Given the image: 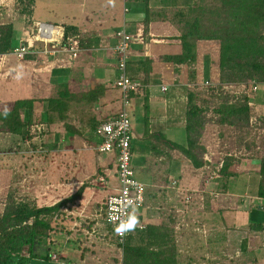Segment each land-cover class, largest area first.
<instances>
[{
    "label": "trees",
    "instance_id": "obj_1",
    "mask_svg": "<svg viewBox=\"0 0 264 264\" xmlns=\"http://www.w3.org/2000/svg\"><path fill=\"white\" fill-rule=\"evenodd\" d=\"M197 1L202 5H195V0H192L187 7L165 9L161 7L156 10L151 7L150 0H127L129 13H134V9H137L136 12L143 13L140 23L144 27L145 43L149 42L150 27L156 21L169 22L177 29L178 34L174 37L180 43L182 53L163 56L162 62L175 65L177 72L183 69L188 82L185 88L187 95L186 144L180 146L170 143L166 146L159 136L155 138L154 133L152 141H156L157 144L152 143L150 149L155 151L156 155L161 151L162 153L168 150L178 151L183 159H188L195 169L202 170L208 164L204 156L208 152V141L212 136L228 138V133H235L230 139L232 140L231 147L234 146L235 150L219 152L220 162L217 166L211 164L210 175L207 177H213L220 182L218 189H221L223 193H228L231 180L238 178L242 161L246 159L258 161L260 164L258 197L264 200V113L256 111L249 95L236 91L234 87L227 88L232 85H245L243 90H246L255 81L264 83V0ZM33 5L32 0H17L15 10L20 14L30 15L34 11ZM169 11H171V21L167 16ZM122 30L125 29L120 28L116 34ZM126 33L132 35L127 30ZM64 35V40L70 37L77 38L81 50L87 48L88 45V48L99 45L98 40L87 43L88 38H82L83 33L77 26L64 25ZM16 39L15 25L12 23L0 25V54L9 53L14 48ZM133 39L136 37L131 38L130 47ZM214 41L220 44L219 83L216 86H201L198 83L200 73L197 66L198 48L200 44ZM130 54L129 48L126 75L139 84L137 90L128 92V100L132 103L136 97L146 92L147 86L151 83L155 60L147 56L131 59ZM118 70L120 77L119 67ZM208 73L206 71L205 74L208 75ZM117 88L121 90L123 104V108L117 114L119 115L126 104V92L120 87ZM106 91V87L94 86L75 92L70 90L69 85L63 84L57 86L56 94L47 101L46 99L17 101L12 105L9 116L1 118L0 132L10 133L21 137L24 141H30L29 147L34 151H37L38 146L33 140L35 137L39 139L41 147L48 148L44 137L50 135L53 125L62 123L70 128L72 133L90 132L98 123L96 109L99 105L102 106L101 99ZM145 95L146 110L149 105L146 102L148 95L146 93ZM41 105V110H38ZM147 115L145 116L146 127L150 118ZM70 116L73 117L71 120L77 118L82 121L80 122L83 127L82 131H77L69 121L67 122ZM37 126L43 129L37 131ZM131 133L133 135L132 128ZM46 148H44L45 151H47ZM215 153L218 154V151L216 150ZM131 154L133 163L134 136L131 141ZM215 175L218 176L214 177ZM135 176L137 178L136 172ZM137 180L139 181L138 178ZM1 182L4 183L5 201L0 213V264H52L51 257L55 250L51 249L49 241H52V236L60 231L57 227L60 221L69 226L63 222L66 216L63 208H70L80 201L86 185L56 205L46 206L35 197L36 200L31 195L29 196V193L20 185L8 187L6 178L4 182L1 179ZM191 195L193 200L191 204H187L189 212L197 202V194L192 193ZM258 210L261 211L260 208ZM261 214L262 217H257L245 229L247 236L241 245V256L233 259L225 258L220 262L207 256H202L203 260L194 256L185 259L178 243L177 215L171 213L167 223L147 225L144 230L135 228L131 230L122 246L121 264H192L193 262L195 264L202 262L242 264L245 258L251 257L248 255L250 243L257 251L253 253L258 255L254 257L255 260L260 261L264 255V251L260 252L264 250V209ZM202 228L208 230L203 225ZM107 229L106 231L114 242L116 240L119 243L115 231L108 224ZM69 236L67 244H83V238L77 237L74 240L72 232ZM256 241L258 245L254 244ZM40 246H44L42 252L38 251ZM61 247L62 245L59 248ZM101 249L103 250L102 258L98 248H86V252L90 251V256L94 260L96 258L97 261L102 260L101 264H119L120 260L117 259L116 251L113 253ZM41 260H44V263Z\"/></svg>",
    "mask_w": 264,
    "mask_h": 264
},
{
    "label": "crops",
    "instance_id": "obj_2",
    "mask_svg": "<svg viewBox=\"0 0 264 264\" xmlns=\"http://www.w3.org/2000/svg\"><path fill=\"white\" fill-rule=\"evenodd\" d=\"M32 1L34 2V0ZM126 1L127 0L122 1L123 9L121 13L122 19L119 18L120 25L116 26L112 31L111 28H108L109 24H111V26L115 25V23H112L111 20L109 22H103V24L107 27H103L100 25L94 26L92 23L84 21H80L81 23L76 25L72 24L74 18L73 14L67 12L69 14L67 20L63 19L62 21L56 23H49L45 21L43 22L34 18V11L30 15L20 14V12L16 11L15 7L17 0H0V25L7 23H12L13 25H15L17 39L15 41V45H13L14 48L20 46L21 43L25 41L27 35L35 31V26L38 22L53 25L67 24L77 26L81 29L83 37L88 38L87 43L91 42L92 40H98V46L93 45L92 47L88 48V45L87 48H82V53H80V55L76 59L72 58L71 55L66 53H55L49 51V49L45 47L43 43H38L33 49L32 53L27 55L22 60H19L15 56L10 54V52L14 49L13 48L9 53H4L6 54L4 63L0 64V122L1 118L9 116L11 107L15 102L29 99H46L47 101L49 98L53 97L56 94L57 86H61L63 84L69 85L70 90H73L75 92L83 91L84 89H89L94 86H103L107 88V91L104 92V96L101 99L102 101L100 104H102V106L99 105L96 109L98 123L95 126L94 130H91L90 132L86 131L83 134H80L79 132L72 133L70 128H67L62 123H59L56 126L53 125L50 135L44 137L45 142L50 144V146L48 145V152L50 153V149H52V151H57V154H55V157H53L52 165L46 168L44 167V165H42V168L39 170L42 158H39L40 162H38L37 160L35 161L36 163H39V165L37 163L38 178H40L44 182H49L46 183V185H49L53 188V192H50L48 196L39 198L42 199L47 205H54L70 197L71 195L76 193L83 185H86V189L83 193L82 199L76 202L75 205H73L74 207L72 206V208L77 209L76 212L72 211L71 215H74L75 217V219L72 221V224H81L80 221L93 218V220L97 219V222L94 225L97 229L98 224L104 222V225H99L100 230H94V226L92 228V231L86 229V235H88V238L90 235H94L97 232L101 231L102 225L103 230L105 226L107 227L104 218L99 217L98 214L100 211V204L112 194L108 193L107 195H105V197H101L102 194L104 195V193H100L97 188L105 187L107 183L109 184L111 182V180H116L119 183L116 173V156L105 155L111 157V160L115 162L113 165L114 167H112L111 164H108V166L106 165L105 168L101 166L97 167V175L95 177H92L93 174L88 175V169L86 166H84V168L81 170L76 166L73 167L72 164L73 162H75L74 157L75 153H77V150L82 149L88 152L90 149L94 148L91 142V138L93 136L97 138V145H99L98 143H100V140L95 135V129L104 120L112 118V116L108 115H105V117H103V112L106 113L105 110H109V108L112 109L113 103H110L112 102L110 96L111 92H113V89L117 88L116 81L119 77V70H117L118 59L115 52V47L118 44L119 40L116 36V32L121 28L129 31L133 35V37H137L139 30H144L143 25L140 23L143 16L142 12H134L130 17L126 19L123 17L129 13L125 12L126 8L129 9L128 3L126 4ZM187 1H190L191 3L192 0H150V5H156L157 9H161V7L164 8L163 6H166V8L182 7L187 3ZM168 5L170 7H167ZM155 8L156 7H153V9ZM99 23L100 22H98V24ZM158 23L160 24V29H156L154 27ZM161 34H164V36L159 37V35ZM177 34V29L171 23L166 21H156L155 23L151 24L149 42L145 43L144 37L143 40H138L136 38L133 39L134 41H132L130 47L131 59H136L141 56H147L155 60L154 72H152V81L147 86L145 92L148 95L146 101L149 105L148 109L145 110L144 107V97L146 96L145 93L139 97H136L134 99L135 103L133 100V105L137 107L135 108V110L143 113L144 120L145 116L148 113L147 116L150 117L147 126L148 129L152 128L154 130L155 128H161L162 123L165 121H169L172 125L177 126L186 125L187 95L185 88L188 85L186 74L184 73L183 69H180V71L177 72V70H175V65L162 62L163 56L179 55L182 53V47L174 37ZM18 36H20V38H18ZM110 55H112L117 61V63H115L116 74L115 77H111V79L109 75H106V73L103 72V70L105 69V63L109 60ZM74 60H78L77 63H79V65H77L76 67H72V62ZM219 64V42L214 41L200 44V47L198 48L197 64L200 69L198 77L199 85H218ZM96 68L102 69V72H98L97 74H95ZM206 71L209 72L208 75L205 74ZM215 74L216 77H214ZM233 87L244 89L245 85H232L227 88L232 89ZM248 89L251 91V93H260V95L264 97V84L261 85L260 89L256 93L251 90L250 86L248 87ZM166 93L170 94H168V97L163 102H156V95H162ZM251 97L253 98L254 96ZM253 99H251V103L255 106L256 109L259 108L255 104V97ZM104 100H106L105 103H103ZM153 103H157V106L152 107ZM45 105L47 106L46 103ZM41 107L42 105L38 110H41ZM151 112L153 117L150 116ZM72 118L73 117L70 116L67 122L69 121L77 131H82L83 127L80 123L82 121L78 120L77 118H75V120H71ZM79 118L81 119V117ZM152 122H154V125L156 127L152 124ZM68 133L70 134L69 137L67 135ZM211 139H213L214 141V135ZM33 140L38 145L36 148L37 151H34V149H30V141H24L21 137L14 136L10 133L0 132V156H2V159H5V157L14 158L13 156H11V154L15 156H22L31 153L34 155V158H36L35 153H47V151L44 150V148L46 147H41L40 142L36 137ZM68 143L71 145L68 149L62 148V145ZM74 143L78 145V149L74 147ZM97 145L95 147L96 151ZM60 149L63 150L61 151V153ZM207 149L208 152L205 154L204 160L206 161V164L207 162L208 164L202 170L195 169L190 164L188 159H183L181 153H179L178 151L168 150V152L164 153H162L161 151L156 155V152L151 150L152 153H150L149 158L151 159V162L155 166H157V172L162 176H164L166 172H170V174H172V177L169 183L165 184L160 182L158 184H155L156 186L154 187V192H152L151 190L149 191V189L151 188L149 187L150 185L147 186V184L139 178V181L143 182L146 185V192L149 193H147L146 195L145 206L142 209H139L140 212L138 213L137 219H135L134 215L132 216L135 226L140 224L147 226L153 224L160 225L161 223H163L162 221H164L165 223L168 220L167 216H169L171 213L176 214L177 225L181 226L179 230H182V232H180L182 239L178 238L179 241H181L180 249L184 248L182 243L185 240L188 241L189 239H191L192 235H195L192 231V229L195 227V233L202 232L203 235L208 234L206 236V240H203L204 245L202 247L204 249V252H207L208 254L210 253V257L220 262V260H224L225 258L233 259L235 257L241 256V245L246 240L247 236V232L245 231V229L250 224L249 214L254 211V217H262L261 213L264 209V200L258 197L260 164L255 160H243L239 167L238 178L232 179L230 182L228 193H223L221 189H218L220 188V182L216 181L213 177H207L210 175L209 172L211 169V164L217 166L221 158L219 156L221 155L216 154L212 148L209 149L207 147ZM143 150V152H146V149ZM209 150L213 152H209ZM135 158L136 156L134 153L133 161ZM140 158L144 165L145 163H148L147 158ZM17 159L19 158H15V161L13 162L19 163V165H12L13 162H11L10 165L3 164L1 166L0 180L3 179L4 182V178H6L8 181V187H11L13 185H20L21 187V183L24 181L27 182L28 180L30 186V182H32V186H34V181L30 178L31 176L29 174H24L27 169V164L22 165L23 159H19L18 161ZM163 162L166 163L164 169L161 165V163ZM68 165L72 167L70 172L66 171V167ZM161 168L162 170H159ZM30 171L34 172L33 165H31L27 173H30ZM187 174V179L184 184H182L180 179L182 176ZM82 175L86 176V178L83 179ZM32 176L37 178V176L35 175ZM217 176L218 175H215L214 177ZM201 177L203 178V180L201 179ZM241 177L245 178V180L241 179ZM38 178L37 181H40L38 180ZM101 179H103V181H101ZM207 183L211 184V186H213V189L208 190ZM232 185H235V187ZM190 186L199 190L189 192L185 195H181L179 193L177 194V191H179L180 188L186 187L187 189H190ZM231 186L233 189L231 188ZM38 187L44 186L41 185ZM117 187L113 188L112 191H115L116 193L119 189V187ZM234 188H238V191L233 192ZM40 191L38 190L39 196ZM220 192L222 194H219ZM192 193L197 194V202L189 212L187 210V208L189 207L187 206V204L189 205L191 203H187L186 199ZM234 204H237L241 212L238 216V220L241 221V217H247L248 223L246 225H244V221H241L238 222L237 225L230 227L231 224H228L226 222L225 214L233 210ZM255 206L260 208L261 211L257 210V212L255 210ZM95 207H97V212L96 210L95 212L92 211ZM207 213H209L208 217L206 216ZM185 215L188 216L185 217ZM90 220L91 221L89 222V224L93 221L92 219ZM192 221H194L195 223ZM73 225L72 227H70V230L75 231ZM202 225L205 226L208 230L202 228ZM185 226L186 228L192 229L187 230ZM231 229L240 230L243 233L231 235ZM227 231H229V235L227 234ZM219 233H221V237H217L219 236ZM72 236L76 238V232L73 233ZM107 245H110L108 241ZM248 248V255L253 257L254 259L252 264L261 263L262 259H264V255H262L260 261H256L254 257L258 255L257 253L253 254L254 252H257L256 248L252 246V243L248 245ZM58 249L60 251L53 252V255L51 257L52 264H64L63 262L64 260H66L65 258L72 260L71 257L75 256L74 252L70 250H63V247ZM185 250L189 251L188 248ZM262 251L264 250H261L260 252ZM116 252L114 250V253ZM260 252L259 255H261ZM86 254H88L89 256L91 255L90 251H85L84 255ZM55 255L58 256V261L53 260V257ZM190 256H194L195 258H197L194 253H192ZM91 259L93 263L101 264L102 262L101 259H99L101 261H97V258L94 260L91 257ZM41 262L44 263V260H41ZM82 262L83 261H81V263ZM66 264H70V262L67 261ZM119 264H121V259ZM242 264H248V260L244 259Z\"/></svg>",
    "mask_w": 264,
    "mask_h": 264
},
{
    "label": "rangeland",
    "instance_id": "obj_3",
    "mask_svg": "<svg viewBox=\"0 0 264 264\" xmlns=\"http://www.w3.org/2000/svg\"><path fill=\"white\" fill-rule=\"evenodd\" d=\"M122 1L123 0H34V2H33L34 3L33 15H34V18H36L37 20H40L43 22L45 21V22H49V23H56V22L62 21L63 19L67 20L69 17V14L67 12H70L73 14V17H74L73 21L70 20V21H72V24L77 25V24L81 23L80 21H84V22L92 23L94 26L100 25L103 27H107L103 24L104 21L109 22L111 20L112 23H115V25L111 26V24H109L108 28L109 29L111 28V30L113 31L116 26L120 25L119 18L122 19V14H121L122 9H123ZM127 3L128 2L126 1V4ZM189 4H190V1H187V3L182 7H187ZM199 4L202 5L201 2H198L197 0H195V5H199ZM151 6H152V8L156 7L155 9L157 10L156 5H151ZM163 7L166 8V6H163ZM167 7H170V6L168 5ZM136 10L137 9H134L133 12H136ZM170 12L171 11L167 12V16H168L169 20L171 21V13ZM132 14L133 13H131V14L128 13L123 17L126 19V18L130 17ZM98 22H100V23L98 24ZM154 27L156 29L157 28L160 29V24L158 23ZM19 29H20V26H19ZM162 36H164V34L159 35V37H162ZM18 38H20V36H18ZM82 38H84V37H82ZM209 45H212V44H209ZM110 58L105 63L104 67L106 70L104 69L103 72L106 73V75H109V77L111 79V77L112 78L115 77V74H116L115 63H117V61H116V59H114V57L112 55H110ZM77 61L78 60H74L72 62V64H73L72 67H74V66L76 67L77 65H79V63H77ZM100 68H101V66H100ZM100 68H96L95 74H97L98 72L99 73L102 72V69H100ZM88 69H86V70H88ZM117 70H118V65H117ZM214 77H216V74ZM235 90L240 92V93H242V92L246 93L250 97L254 96L255 97V104L259 107L256 109V111L258 113H264V111H263L264 110V97H262L260 95V93L253 94V93H251V91L249 89L243 90L242 88H236ZM168 94H170V93H168ZM168 94L166 93V94H162V95H160V94L156 95L157 96V98L155 99L156 102H163L168 97ZM110 98L112 99V102H110V103H113L112 109L109 108V110H105L106 113L103 112V117H105V115L113 117L120 112V109H122L121 108V106H122V93H121V90L119 88L113 89V92H111ZM253 98L251 97V99H253ZM105 102H106V100L103 101V103H105ZM134 103H135V100H134ZM155 106H157V103L152 104V107H155ZM135 108H137V107H135L133 105V102H132V106L127 108V112L129 114V117H130L132 132H133V136H134V148H135L134 153H135L136 158L133 161V166L136 170L135 172H136V175L138 176L137 178L138 179L140 178L144 183L147 184V186L150 185L149 187H151V188L149 189V191L151 190L152 192H154V187L156 186L155 184H158L160 182L165 183V184L169 183V181L172 177V174H170V172H166V174L164 176H162L161 174H159L157 172V170H156L157 166H155L151 162V159L149 158V156H150V153H152V151L150 148L152 147L153 144H157L156 141H152V139H154L153 136L156 135L155 136L156 139L158 138V136L161 139H163V143L166 146H169L170 143H173L174 145H180L181 146V145L186 143V139H187L185 126L184 125L183 126L172 125L169 121H165L162 123L161 128H155L154 130L152 128L148 129V127H146V122L144 120L143 113L136 111ZM153 114H157V113H153ZM150 116L153 117L152 112H151ZM152 124L154 125V122H152ZM149 127H150V125H149ZM231 133L232 132L228 133V136H229L228 138L219 137V136L216 137V135H214V141H213V139H210L208 141L209 142L208 143L209 149L212 148L214 150V152L217 150L218 155L220 154L219 152H221V151L223 153H225L226 150L227 151H229V150L234 151L235 147L234 146H233V148L231 147L232 140H230V139H231V136L233 137L235 135V133H233V134H231ZM67 135H68V137L70 136L69 133ZM91 142H92V146H94V148L90 149L88 152H86L85 150H82V149L77 150V153H75V157H74L75 162H73L72 166L73 167L76 166L78 169H81V170L84 168V166H86L88 169V171H87L88 175L93 174L92 177H95L97 175V167L101 166V167L105 168L106 165L108 166V164H111L112 167H114L113 165L115 162L113 160H111V157L105 156V155H100L97 153V151L95 149V147L97 145V138L96 137L93 136L91 138ZM76 143H74V147L76 149H78L77 148L78 145ZM47 145L50 146L49 143H47ZM212 145H213V147H212ZM70 146L71 145L68 143V144L62 145V148L68 149ZM222 148H223V150H222ZM46 149H47L48 154L45 152H40L38 154L35 153L36 158H34V155L31 153H28L27 155H22L23 157L22 156H15V155L11 154V156H13L14 158L5 157V159L4 158L2 159V156H0V168L3 164L10 165L11 162L15 161V158L23 159L22 165L27 164V169H26L24 174H27V175L29 174L31 176L30 178L34 181L33 182L34 186H32V182H30L31 183V186H30L29 180L26 178L28 181L27 182L24 181L21 183L22 189L27 191L29 193V196L31 195L32 198H34L35 195L37 194L35 198L42 205L53 206V205H47L42 199H39V198H44V197L39 196V194H38V190H40L38 188H42V187H38V186L42 185L45 187L46 183H49V182H44L43 180L38 178L37 170H38V165H39L38 162H40L39 158H42V161L40 163V168H39V170H40L42 168V165H44L45 168L48 166L50 167L52 165L53 157H55V154H57V151H55V150L52 151V149H50V153H49L48 152L49 149L48 148H46ZM143 149H146L145 150L146 152H143L144 151ZM61 151H63V150L60 149V153H61ZM209 152H213V151L209 150ZM27 157H28V160H27ZM140 157L147 158L148 163H145V165H144L142 163ZM19 159H17V161ZM36 160L38 161L37 162L38 165L35 162ZM165 164H166L165 162L161 163L163 169L165 168ZM12 165H19V163L13 162ZM31 165H33L34 172L30 171V173H27L28 170L30 169ZM66 168H67L66 171L70 172L72 167H70L68 165ZM35 170H36V172H35ZM159 170H162V168ZM21 173H23V172H21ZM0 175H1V172H0ZM32 175L37 176L38 180H40V181H37V178L33 177ZM187 176H188V174L181 177L180 180H181L182 184H184V182L186 181ZM82 177H83V179L86 178V176H83V175H82ZM47 179H44V180H47ZM201 179L203 180L202 177H201ZM241 179L245 180V178H243V177H241ZM149 183H151V184H149ZM117 186L120 187V184L116 180H111V182L109 184L107 183V185L105 187H102V188L99 187L97 189H98V191H100V193H104V195L102 194L101 197H105V195H107L108 193L114 194L115 191H112V189L116 188ZM232 186L235 187V185H232ZM232 186H231V188H232ZM207 189L208 190L213 189V186H211V184L207 183ZM3 190H4V183L1 182L0 183V213L3 210V203L5 201V195L3 194ZM197 190H199V189L192 188V187L190 189H187L186 187H182L179 189V191H177V194L179 193L181 195H185L189 192H193V191H197ZM237 191H238V188H234L233 192H237ZM56 204H54V205H56ZM69 210H71L73 212L77 211V209L72 208V207H70ZM95 210L97 212V207H95L92 211L95 212ZM255 210L257 211L258 207L255 206ZM63 211H64V214H66L65 217L62 216V217H64L63 222H66L67 224H69V226L62 224L60 221L59 226L56 225L60 231L56 232L55 235L52 236L53 240L49 241V243L51 242V249H54L55 252L60 251L58 248L61 245L63 247V250H70V251L74 252L75 256L71 257L72 260L65 258L66 260H64V262H63L64 264H66L67 261L70 262V264H98V263H93L91 257L88 254L84 255L86 248H92V247L100 249L101 258H102V253H103V250L101 248H103L106 251H112L113 253H114V250L117 251V257H118L117 259L118 260L121 259L122 253L117 246V242H114V239L112 237H110V234L106 231V230H108L106 226L104 227V230H103L104 222L101 223V224H103L101 226V231L94 234L95 236L90 235L88 238V235H86V229L92 231V228L96 224L97 219L93 220V218H90L93 220L90 223L91 225L89 224V222L91 221L90 219H84V221H80L81 224L75 223L73 225L72 221L75 219L74 215H68V213H67L68 208H66V207L63 208ZM139 212H140V210H133L132 211V215L135 216V219H137ZM159 212H161V211H159ZM240 213L241 212H240V209L238 208L237 204H234L233 210H231L225 214L226 222L228 224H231L230 227L237 225V223L241 222V221H244V225H246L248 223L247 217H241V221L238 220V216L240 215ZM253 214H254V211L249 214L250 215V217H249L250 222H253V220L257 219V217H254ZM188 215H191V214H188ZM188 215H185V217ZM206 216L208 217L209 213H207ZM167 218H168V216H167ZM209 219H210V217H209ZM162 222H164V221H162ZM192 222H194V221H192ZM195 222H196V220H195ZM166 223H167V221H166ZM101 224H98L97 229L95 228V226L93 229L96 231L100 230L99 225H101ZM72 225L74 226L75 231L70 230V227H72ZM57 227H56V230L58 231ZM179 228H181V226L178 225L177 230H179ZM185 228H186V226H185ZM186 229L190 230L192 228H186ZM192 231L194 232L193 234H195V235H192L191 239H189L188 241L185 240L182 243L184 248L185 249L188 248L189 251L188 250L186 251L184 248L180 249L182 254L185 255L184 258L185 259L190 258L189 256L192 253H194L195 256L199 260H203V259H201L202 256H207L208 258H212V257H210V254H208L207 252H204V249L202 247L204 245V241L206 240V236L208 234L203 235L202 232L195 233V231H196L195 227L192 229ZM71 232H72V234L76 232V234H77L76 238L77 237L79 239L83 238V240H84L83 244L71 243V244L67 245L66 239L70 238L69 233H71ZM180 232H182V230H179L178 238L182 239ZM241 233H243V232L240 230H234V229H231V232H230L231 235L232 234H241ZM227 234L229 235V231H227ZM220 235H221V233H219V236H217V237H221ZM76 238H74V240ZM107 241L110 245H107ZM178 243L181 245V241L178 240ZM55 244L57 245V248H55V246H56ZM254 244L258 245V241H256ZM43 248H44V246L38 247V251L42 252ZM199 248H200V251H199ZM257 248H259V247L257 246ZM245 259L248 260V264L253 263L252 257H248ZM81 261H83V262L81 263ZM202 263L207 264L206 262H202ZM258 264H264V259H262V262L258 263Z\"/></svg>",
    "mask_w": 264,
    "mask_h": 264
},
{
    "label": "built area",
    "instance_id": "obj_4",
    "mask_svg": "<svg viewBox=\"0 0 264 264\" xmlns=\"http://www.w3.org/2000/svg\"><path fill=\"white\" fill-rule=\"evenodd\" d=\"M128 12V9H125ZM118 44L115 47V52L118 59V67L121 70V75L116 81V86L122 88L126 92V104L129 105L128 92L137 90L139 84L133 82L126 75L127 63L129 60L130 41L132 35L122 30L116 34ZM64 25H53L42 22L36 23L35 31L29 33L24 42L20 46L14 48L10 54L17 59L22 60L27 55L31 54L38 43H43L49 51L55 53H66L76 59L80 52V42L77 38L70 37L64 40ZM138 40H143V31L139 30L136 37ZM6 54L0 55V64L4 63ZM264 83L253 82L250 87L256 93ZM165 90V88H164ZM43 128L37 126L36 130L41 131ZM95 135L99 138L100 143L97 146L99 154L115 155L117 168L116 173L120 183V187L115 194L106 198L100 204V211L98 216L104 218L116 233V238L119 245H123L125 239L133 229L144 230L146 226L133 224V210L142 209L146 203V185L137 180L135 170L131 162V141L133 135L131 133L130 118L127 113H121L118 117L106 120L99 124L95 129ZM103 181V179H101ZM40 189V196L46 197L53 188L49 185ZM193 196H188L187 203H191ZM69 215L72 214L68 210ZM53 260L58 261V256H54ZM195 264V263H193ZM205 264V263H199Z\"/></svg>",
    "mask_w": 264,
    "mask_h": 264
},
{
    "label": "clouds",
    "instance_id": "obj_5",
    "mask_svg": "<svg viewBox=\"0 0 264 264\" xmlns=\"http://www.w3.org/2000/svg\"><path fill=\"white\" fill-rule=\"evenodd\" d=\"M128 12H129V9H128ZM128 12H127V13H128ZM69 209H70V208H68V210H69ZM69 211L72 212L71 210H69ZM68 215H69V214H68ZM70 215H71V214H70ZM133 224H134V223H133ZM134 228L136 229V227H133V229H134ZM136 230H138V229H136ZM67 240H69V238L66 239V242H67ZM116 242H117V241H116ZM124 242H125V241H124ZM117 246H118L119 250L121 251V253H122V255H123V249H122V246H123V245L121 246V245H119V244L117 243ZM57 255H58V254H57ZM121 261H122V256H121Z\"/></svg>",
    "mask_w": 264,
    "mask_h": 264
},
{
    "label": "bare ground",
    "instance_id": "obj_6",
    "mask_svg": "<svg viewBox=\"0 0 264 264\" xmlns=\"http://www.w3.org/2000/svg\"><path fill=\"white\" fill-rule=\"evenodd\" d=\"M0 55H4V54H0ZM132 105V103L130 102V104L129 105H127V104H125V106H124V110L121 112V113H127L128 114V112H127V108L128 107H130ZM123 108V107H122ZM120 113V114H121ZM119 114V115H120ZM119 115H117L116 117H118ZM128 116H129V114H128ZM114 118H115V116H114ZM130 118V117H129Z\"/></svg>",
    "mask_w": 264,
    "mask_h": 264
}]
</instances>
